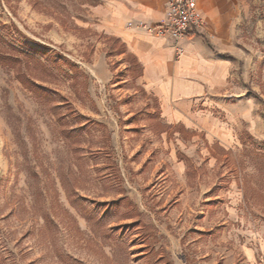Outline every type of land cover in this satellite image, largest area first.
<instances>
[{
	"label": "rangeland",
	"instance_id": "rangeland-1",
	"mask_svg": "<svg viewBox=\"0 0 264 264\" xmlns=\"http://www.w3.org/2000/svg\"><path fill=\"white\" fill-rule=\"evenodd\" d=\"M60 1L0 0V52L51 96L0 62V264H264V0L236 3L241 93L203 128L166 124L91 0Z\"/></svg>",
	"mask_w": 264,
	"mask_h": 264
},
{
	"label": "crops",
	"instance_id": "crops-1",
	"mask_svg": "<svg viewBox=\"0 0 264 264\" xmlns=\"http://www.w3.org/2000/svg\"><path fill=\"white\" fill-rule=\"evenodd\" d=\"M238 1L197 0L204 27L179 39L143 27L166 20V0H100L90 7V15L100 31L119 39L135 56L141 67L138 80L158 101L164 122L203 128L211 127L212 118L202 110L210 98L225 96L228 90L241 93L230 55ZM214 128L229 136L228 125L216 121Z\"/></svg>",
	"mask_w": 264,
	"mask_h": 264
},
{
	"label": "built area",
	"instance_id": "built-area-1",
	"mask_svg": "<svg viewBox=\"0 0 264 264\" xmlns=\"http://www.w3.org/2000/svg\"><path fill=\"white\" fill-rule=\"evenodd\" d=\"M166 20L155 26H143L159 35L177 39L192 30H202L204 21L197 7V0H166Z\"/></svg>",
	"mask_w": 264,
	"mask_h": 264
},
{
	"label": "trees",
	"instance_id": "trees-1",
	"mask_svg": "<svg viewBox=\"0 0 264 264\" xmlns=\"http://www.w3.org/2000/svg\"><path fill=\"white\" fill-rule=\"evenodd\" d=\"M51 2L53 3L50 5L52 8H62V2L60 0H51ZM99 2L100 0H91V2H86V3L91 6H94L98 4ZM108 39L111 41V46L109 50L110 56L125 53L126 51L125 45L122 42H120L119 39L115 37H111V36L108 37ZM46 57L48 58V56ZM30 58L34 59L33 57H30ZM0 62L17 64V67L14 69H17V77L20 79V82L24 85V87H26L31 92H35V91L40 92L41 94H43V97H46L47 99L51 98V96H49L48 93L42 87L37 86L33 81L29 79L27 75L19 72L22 66L18 64V58L12 57L10 56V54H6V52H0ZM48 62H52L54 65H56V62L50 58H48ZM126 62H128V65H129L128 70L130 74L132 75V77L133 78L138 77L141 72V67H140V64L137 62L135 56L127 52ZM71 65H72L73 71L77 72L78 68H76L73 64ZM41 66L45 68L43 64H41Z\"/></svg>",
	"mask_w": 264,
	"mask_h": 264
}]
</instances>
